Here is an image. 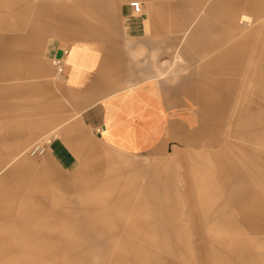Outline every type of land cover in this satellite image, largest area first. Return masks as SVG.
<instances>
[{
    "label": "crops",
    "instance_id": "0c3cea01",
    "mask_svg": "<svg viewBox=\"0 0 264 264\" xmlns=\"http://www.w3.org/2000/svg\"><path fill=\"white\" fill-rule=\"evenodd\" d=\"M80 1L82 12L77 10L79 0H57L49 6L57 17L48 24L57 31V47L46 55L54 58L58 50L64 51L60 79L48 72L10 74L11 60L35 57L37 36L16 41L21 50L0 40V80L6 82L0 88V110L7 115L22 111L24 118L29 112L27 129L12 142L14 148L50 135L46 154L71 169L77 160L72 132L76 126L92 132L108 148L135 155L155 148L168 127L182 125L183 118H173V106L156 89L159 48L172 47L174 41L166 34V22L159 27L161 15L191 16V22L169 28L185 31L181 41L191 39L194 30H206V15L224 22L218 39L222 47L213 54L217 67H211L213 74H206L210 81L203 84L210 93H218L219 100L207 116L213 126L199 125L192 139L193 147L202 149L189 152V166H181L180 173L165 162L152 168L143 191L125 186L116 194L102 195L92 181H65L62 189L72 194L69 208L54 201L51 191L39 194L44 264H56L47 263L46 254H57L58 224L79 231L93 224L101 231H120L131 208L137 238L170 240L165 250L169 264H264V148L256 147L264 145V0H230L224 9L221 0H138L139 13L129 5L133 0ZM254 10L252 19L249 13ZM79 14L86 18L85 29L96 32V40L64 41L62 32L72 30ZM93 16L101 21L96 28L88 25ZM231 55L234 59L226 61ZM245 58L258 61V66L248 67ZM20 79L30 81H15ZM21 155L10 157L0 169L15 162L0 177V202L31 207L33 200L20 191L25 171L34 164L29 159L16 161ZM2 215L7 212L0 210ZM151 223V228L136 226ZM175 246L181 248L180 257Z\"/></svg>",
    "mask_w": 264,
    "mask_h": 264
},
{
    "label": "rangeland",
    "instance_id": "374dc122",
    "mask_svg": "<svg viewBox=\"0 0 264 264\" xmlns=\"http://www.w3.org/2000/svg\"><path fill=\"white\" fill-rule=\"evenodd\" d=\"M60 1L68 3L72 0ZM229 2L230 0H221L223 9L229 7ZM51 4H57V0H0V40L6 39L12 42L11 46L15 50H21L20 45L16 44L20 38L27 40L31 35H35L39 41L34 58L10 61V74L48 72L54 74L56 79H60L56 75L53 58L46 55L49 48L51 50L57 47V31L48 27V24L57 22V17L50 14ZM81 5L82 2L79 0L77 7L79 12L83 11ZM255 11L249 13L252 19L255 18ZM85 19L82 14L76 16L75 21L71 23L72 30L62 32L64 41L96 40V32L85 29ZM158 19L159 27L162 26V22H166L165 26L168 28L166 34L173 36L174 41L172 47L159 48L157 74H155L156 89L159 96L168 99L173 106L171 111L173 118L175 120L183 118L184 123L175 126V129L172 126L168 127L161 142L152 150L135 155L122 154L104 146L92 132L76 126L72 132L77 160L71 169H65L46 153L39 157L28 156L24 153L28 145L14 148L12 142L20 140L23 136L22 132L27 129L29 112H25L24 118L22 111H11L7 115L6 111L0 110V169L6 165L10 157L20 153L22 155L16 161L29 159L34 164L33 169L25 171L26 180L20 191V195H24L23 198L33 200V206L21 202L13 205L0 202V210L7 212V215L0 216V264H44L41 240L42 218L37 202V197L44 190L51 191L52 199L60 201L63 208L71 206L69 199H72V194L63 190L61 183L73 179L83 178L92 181L96 187H99L101 195L109 192L116 194L126 188L125 186H135L139 191H143L145 181L153 167L169 162L179 172L183 165L188 168L189 152H198L202 149L201 145L193 147L192 139L195 138L199 125L213 126V121L207 116L215 110L219 94L210 93L203 84L210 81L206 74H213L211 67H217L218 63L213 54L222 47L218 45V39L223 35L224 22L214 15H206V30H194L191 39L181 41L185 31L169 28L172 27V23L191 22V16L167 14L158 16ZM202 19H198V23ZM88 22L90 23L88 25L96 28L101 21L93 16ZM256 24L257 22L253 20L252 26ZM66 42H63V45ZM234 57L235 55H231L225 57V60H232ZM244 63L248 64V67L255 68L259 64L258 61H251L248 58L244 59ZM5 83L0 80V88L4 87ZM249 95L254 96L252 92ZM50 137V135L43 136L45 140H50ZM206 140L207 137L203 141ZM256 147L264 148V145H256ZM14 163L1 171L0 177ZM189 173L190 178L192 171ZM177 181L179 190H182L183 182L180 175L177 176ZM154 192L160 194V190ZM182 205L185 207V202ZM30 208H33L32 213ZM153 225L154 223L145 226L136 224L140 229L151 228ZM141 234L149 235L144 232ZM135 235L132 208L120 231H101L98 224L91 225L88 230L79 231L71 229L68 224H58L57 254L54 255L53 252L46 254V261L56 264H169V257L165 253L167 245L170 246L169 239L144 236L137 238ZM174 250L180 257L181 248L175 246Z\"/></svg>",
    "mask_w": 264,
    "mask_h": 264
},
{
    "label": "built area",
    "instance_id": "2783aa9c",
    "mask_svg": "<svg viewBox=\"0 0 264 264\" xmlns=\"http://www.w3.org/2000/svg\"><path fill=\"white\" fill-rule=\"evenodd\" d=\"M129 5L131 6L133 12H140L141 3L138 0L130 1ZM63 54L64 51L62 52V56L60 58H53V65L55 67L56 75L58 77H62L64 72ZM98 131L99 130H97V132ZM48 144L49 140H45L44 138L37 139L25 149L24 153H26L30 157L42 156L46 153Z\"/></svg>",
    "mask_w": 264,
    "mask_h": 264
},
{
    "label": "water",
    "instance_id": "95a60500",
    "mask_svg": "<svg viewBox=\"0 0 264 264\" xmlns=\"http://www.w3.org/2000/svg\"><path fill=\"white\" fill-rule=\"evenodd\" d=\"M62 56V50H58L56 52V58H60Z\"/></svg>",
    "mask_w": 264,
    "mask_h": 264
},
{
    "label": "bare ground",
    "instance_id": "6f19581e",
    "mask_svg": "<svg viewBox=\"0 0 264 264\" xmlns=\"http://www.w3.org/2000/svg\"><path fill=\"white\" fill-rule=\"evenodd\" d=\"M246 21V20H245Z\"/></svg>",
    "mask_w": 264,
    "mask_h": 264
}]
</instances>
